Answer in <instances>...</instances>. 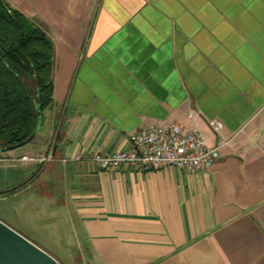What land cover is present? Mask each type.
<instances>
[{"label": "crops", "instance_id": "crops-1", "mask_svg": "<svg viewBox=\"0 0 264 264\" xmlns=\"http://www.w3.org/2000/svg\"><path fill=\"white\" fill-rule=\"evenodd\" d=\"M6 1L44 27L54 69L47 133L1 152L0 171L50 200L51 226L65 214L74 259L84 250L88 264H264V0ZM208 119L233 136L210 170L89 159L162 121L212 146Z\"/></svg>", "mask_w": 264, "mask_h": 264}, {"label": "trees", "instance_id": "trees-1", "mask_svg": "<svg viewBox=\"0 0 264 264\" xmlns=\"http://www.w3.org/2000/svg\"><path fill=\"white\" fill-rule=\"evenodd\" d=\"M54 48L44 27L0 0V140L5 147L26 140L39 109L52 103ZM23 77L32 79L33 92Z\"/></svg>", "mask_w": 264, "mask_h": 264}, {"label": "built area", "instance_id": "built-area-1", "mask_svg": "<svg viewBox=\"0 0 264 264\" xmlns=\"http://www.w3.org/2000/svg\"><path fill=\"white\" fill-rule=\"evenodd\" d=\"M200 115V111L193 110L189 118L194 120ZM206 123L219 139L212 146L207 144L198 129L188 128L178 122L162 121L143 125L130 134L128 148L109 153L94 152L89 159L105 169L148 171L171 167L186 172L210 170L219 158L220 149L228 145L233 136H220L223 128L220 120L208 119ZM52 159L50 150L39 161ZM74 160H82V156L77 155Z\"/></svg>", "mask_w": 264, "mask_h": 264}, {"label": "rangeland", "instance_id": "rangeland-1", "mask_svg": "<svg viewBox=\"0 0 264 264\" xmlns=\"http://www.w3.org/2000/svg\"><path fill=\"white\" fill-rule=\"evenodd\" d=\"M25 85L33 92L34 84L32 79L23 77ZM47 110L44 111L43 117ZM42 122V121H41ZM46 123L41 126L38 136L29 141L24 148L35 146L41 136L45 135ZM0 148L5 145L0 140ZM0 154H3L0 152ZM21 162L16 161L14 168H22ZM13 168V169H14ZM24 168V167H23ZM12 170V169H11ZM25 170V169H24ZM15 174V170L0 171V219L13 227L16 231L30 239L39 247L51 254L59 264H88L87 256L84 250H79L78 256L74 259L76 249V237L70 230L69 224L65 220V214H62L60 225L55 228L51 226V214L54 208L50 205V200L40 197L35 191L30 189L27 183H11L9 176ZM6 181V184H3ZM14 187L12 192H4L5 189Z\"/></svg>", "mask_w": 264, "mask_h": 264}, {"label": "water", "instance_id": "water-1", "mask_svg": "<svg viewBox=\"0 0 264 264\" xmlns=\"http://www.w3.org/2000/svg\"><path fill=\"white\" fill-rule=\"evenodd\" d=\"M37 104V122L30 136L13 146L0 148V152L15 149L31 141L38 132L42 115L38 103V91H35ZM0 264H59L47 251L16 231L0 219Z\"/></svg>", "mask_w": 264, "mask_h": 264}]
</instances>
